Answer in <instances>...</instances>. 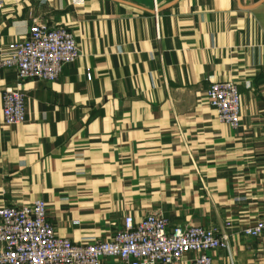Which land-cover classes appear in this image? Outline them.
Returning <instances> with one entry per match:
<instances>
[{
    "label": "crops",
    "instance_id": "1",
    "mask_svg": "<svg viewBox=\"0 0 264 264\" xmlns=\"http://www.w3.org/2000/svg\"><path fill=\"white\" fill-rule=\"evenodd\" d=\"M35 21L65 27L80 56L54 82H24L18 125L1 111L16 73L0 70V207L43 201L75 244L158 213L226 234L236 264H264V236L241 235L264 220V0H0V51ZM227 81L236 129L205 97Z\"/></svg>",
    "mask_w": 264,
    "mask_h": 264
},
{
    "label": "built area",
    "instance_id": "2",
    "mask_svg": "<svg viewBox=\"0 0 264 264\" xmlns=\"http://www.w3.org/2000/svg\"><path fill=\"white\" fill-rule=\"evenodd\" d=\"M154 14L158 32L156 7ZM79 56L71 32L39 21L34 22L26 39L0 51V70L13 69L16 73L15 86L5 88L2 94L4 124L25 122V81L54 82L63 67ZM205 97L221 123L231 129L239 126L240 91L235 82H211ZM241 235L263 237L264 220L244 228ZM217 251L226 252L225 264H236L226 234L211 227L170 226L158 213L137 223L127 216L107 240L75 244L56 234L43 201L0 207V264H101L108 258L118 259L120 264H184L189 254L194 255L190 264H215Z\"/></svg>",
    "mask_w": 264,
    "mask_h": 264
}]
</instances>
